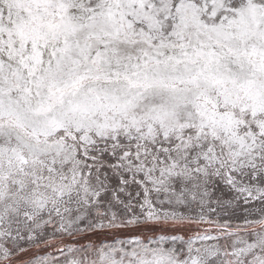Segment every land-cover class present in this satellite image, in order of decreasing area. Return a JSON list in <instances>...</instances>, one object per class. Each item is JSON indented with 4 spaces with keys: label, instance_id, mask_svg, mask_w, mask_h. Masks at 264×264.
Returning a JSON list of instances; mask_svg holds the SVG:
<instances>
[{
    "label": "snow or ice",
    "instance_id": "6c2138e0",
    "mask_svg": "<svg viewBox=\"0 0 264 264\" xmlns=\"http://www.w3.org/2000/svg\"><path fill=\"white\" fill-rule=\"evenodd\" d=\"M0 264H264V0H0Z\"/></svg>",
    "mask_w": 264,
    "mask_h": 264
}]
</instances>
